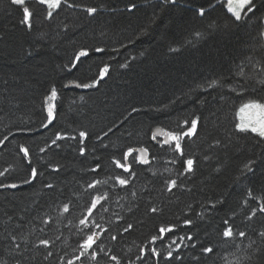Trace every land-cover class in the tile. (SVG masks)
<instances>
[{
    "label": "trees",
    "instance_id": "16d2710c",
    "mask_svg": "<svg viewBox=\"0 0 264 264\" xmlns=\"http://www.w3.org/2000/svg\"><path fill=\"white\" fill-rule=\"evenodd\" d=\"M252 7L235 21L224 0H0V264H264V142L236 127L264 103V0Z\"/></svg>",
    "mask_w": 264,
    "mask_h": 264
},
{
    "label": "snow or ice",
    "instance_id": "6c2138e0",
    "mask_svg": "<svg viewBox=\"0 0 264 264\" xmlns=\"http://www.w3.org/2000/svg\"><path fill=\"white\" fill-rule=\"evenodd\" d=\"M12 2L14 4L19 5V4H22L24 2V0H12ZM253 2H254V0H239L238 7L240 9L246 8L247 12L250 13V12L253 11V7H252ZM40 3L41 4H46L50 8H56V7L59 6L60 0H40ZM96 11L97 10L95 8H91V7H89L87 9V12L89 14L95 13ZM228 11L232 14V16H234L235 21H240L241 20L242 15H243V13L241 11H237L235 9H232L231 7H229ZM199 12H200L201 15H203L204 14V9L203 8L199 9ZM48 15L51 16V12H49ZM30 17H31V13L29 12V9L27 7H25L23 9V23L29 24ZM29 26H30V24H29ZM96 51H98V52L99 51H103V49H96ZM86 55H87V52L81 51L80 54H79V57H77V62H79V58L80 57H83V56H86ZM107 71H108V69L102 70V72H101V79H103V77H104V75H105V73ZM95 86H96L95 84H93V85L84 84L83 85V87L86 88V89L87 88H90V87H95ZM56 97H57V90L55 88H53L51 90V98L52 99H56ZM245 107H249V108H259L261 110H264V104H249V105H246ZM133 111H135V109ZM46 118L51 123V121L53 119V111H52L51 106L48 107L47 117ZM197 124H198V121L196 119H193L191 121V127L188 129V131L184 135L185 136H192L193 133H194V131L197 129ZM236 127L240 131H250L251 133L257 134L261 138V142H264V120H261L258 123L257 122H250V123H247V124L237 125ZM87 136H88V133H86L85 131H81L79 133V138H80L81 143L84 142V140L86 139ZM61 139H63V137H61L60 134L57 133V140H61ZM172 140L176 141V143H175V152L180 154V158L182 160L183 166L185 167V170L187 172H192L193 165H194V160L191 159V158L186 159V160L183 159L184 152H183V150L181 148L180 137L172 136ZM52 143L53 144H56L57 141L54 140ZM20 151L23 152V154H24L25 157H27L29 155V150L26 149V148H21ZM43 151H44V149H41V152H43ZM131 152H132V149H128L127 152H124L123 159L124 160H127L128 157H129V154ZM79 153H80L81 156H83L85 154V147H80L79 148ZM141 162L143 164H148L149 163V161L146 160V159L145 160H142ZM29 163H30V161H29ZM115 163H116V166L118 168H122L123 169V172L125 174L130 173V171L132 170V165H130V164H126V163L125 164H122L120 162V160H116ZM97 167H99V165ZM95 171H96V169H93V172H95ZM0 175H4V174L3 173H0ZM30 175H31V179H26V180L23 181V183H29L30 184V183H32L37 178V176L39 175V172H38L37 168L33 167L31 169V174ZM116 183H118L120 186H125V185H129V180L128 179H125V178H121V176L118 175L116 177ZM176 185H177V181L171 180L169 182V185H168L169 191H171V189L174 186H176ZM0 187H5V185L0 184ZM8 187L16 188V187H18V185L11 184V185H8ZM88 187L89 188H94L95 187V184H89ZM103 199H104V197H97V198H95V199H93L91 201V207L88 209L90 215L93 213V210L96 209L98 205L102 206L101 205V200H103ZM69 210H70L69 207L67 205H65V212H68ZM152 211L153 212H156L157 210L155 208H153ZM260 212L261 213H264V207L260 208ZM183 222L186 225L192 223V221L189 220V219H185ZM226 223H227V221H226ZM80 224L81 225H86L87 224L86 219H81L80 220ZM132 227H133L132 224H129L128 225V228L129 229H131ZM126 231H127V229H126ZM165 231H169V232L170 231H173L172 226H170L168 229H164V228H161L160 229V232H165ZM232 235H233V230L231 228H228V229H226L223 232V236L226 237V238H230ZM239 235L240 236H245L246 233L240 232ZM261 235L264 236V233H261ZM113 239H115V237H113ZM156 239H157L156 236H153L152 237V241L153 242H155ZM191 239H192V237L189 236L188 237V240H191ZM41 243L44 244V245H47L48 241L42 240ZM94 244H95V236L93 234V235H89L87 237V239L84 241L83 247L84 248H87V249H91L94 246ZM177 247H180V245H177ZM193 247H195V246H193ZM212 251H213L212 248H203L202 249V252L203 253H211ZM148 254L149 255H152V254L160 255V253H155L154 251L152 253H148ZM82 255H83V253H82ZM167 256L169 258H173V259H176V260H179L180 259V257H175L173 255V252H171V251H169L167 253ZM77 259H79V257H77ZM111 259L112 260H116L117 257L116 256H112ZM68 264H72V261H69Z\"/></svg>",
    "mask_w": 264,
    "mask_h": 264
},
{
    "label": "rangeland",
    "instance_id": "374dc122",
    "mask_svg": "<svg viewBox=\"0 0 264 264\" xmlns=\"http://www.w3.org/2000/svg\"><path fill=\"white\" fill-rule=\"evenodd\" d=\"M28 1V0H24ZM37 2L40 3V0H35ZM62 0H60L61 2ZM225 4H226V10L228 11L229 7H231L232 9H235L237 11H241L243 12L244 9H240L238 7L239 5V0H224ZM23 2V3H24ZM22 3V4H23ZM47 8L49 9H55V8H50L48 5L44 4ZM228 13H230L228 11ZM231 14V13H230ZM232 15V14H231ZM234 17V16H233ZM263 41H264V32H263ZM249 104H264V103H259V102H248V103H244L242 104L236 113V119H237V125H242V124H247L250 122H259L261 120H264V110H261L259 108H249V107H245L246 105ZM250 132V131H249Z\"/></svg>",
    "mask_w": 264,
    "mask_h": 264
}]
</instances>
